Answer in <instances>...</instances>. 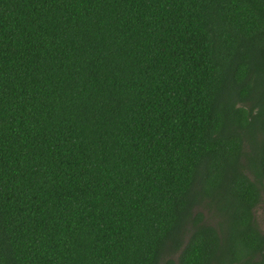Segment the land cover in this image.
<instances>
[{
	"label": "trees",
	"instance_id": "trees-1",
	"mask_svg": "<svg viewBox=\"0 0 264 264\" xmlns=\"http://www.w3.org/2000/svg\"><path fill=\"white\" fill-rule=\"evenodd\" d=\"M264 0H0V264H264Z\"/></svg>",
	"mask_w": 264,
	"mask_h": 264
},
{
	"label": "rangeland",
	"instance_id": "rangeland-1",
	"mask_svg": "<svg viewBox=\"0 0 264 264\" xmlns=\"http://www.w3.org/2000/svg\"><path fill=\"white\" fill-rule=\"evenodd\" d=\"M256 217L258 223L264 228V206L262 205L257 211H256Z\"/></svg>",
	"mask_w": 264,
	"mask_h": 264
}]
</instances>
